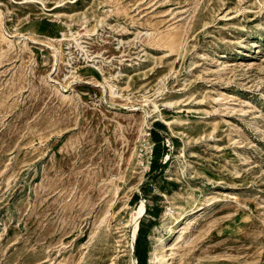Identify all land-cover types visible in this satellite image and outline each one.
<instances>
[{"label": "rangeland", "instance_id": "rangeland-1", "mask_svg": "<svg viewBox=\"0 0 264 264\" xmlns=\"http://www.w3.org/2000/svg\"><path fill=\"white\" fill-rule=\"evenodd\" d=\"M140 226L264 264V0H0V264H137Z\"/></svg>", "mask_w": 264, "mask_h": 264}, {"label": "trees", "instance_id": "trees-1", "mask_svg": "<svg viewBox=\"0 0 264 264\" xmlns=\"http://www.w3.org/2000/svg\"><path fill=\"white\" fill-rule=\"evenodd\" d=\"M152 140L155 142V146H154V158H153V161H152V169H153V166H154V162H155V159H156V155H160L161 156V160H160V165H162V158L163 156L166 154V151H168V147L165 146V141H164V137L163 135L161 134V132L153 127L152 129ZM163 142V148L162 150H158L157 147V144ZM147 236L146 234L144 233V228L142 226H140L139 228V232H138V235L136 237V241H135V255H136V259H137V264H146L147 263V254L145 252V249H146V245L147 244Z\"/></svg>", "mask_w": 264, "mask_h": 264}, {"label": "bare ground", "instance_id": "bare-ground-1", "mask_svg": "<svg viewBox=\"0 0 264 264\" xmlns=\"http://www.w3.org/2000/svg\"><path fill=\"white\" fill-rule=\"evenodd\" d=\"M143 208H141L139 211H137L136 213V215H134L133 216V223H134V235L136 236V234H137V230H138V226H139V220H140V217H141V215H142V213H143ZM165 242V241H164ZM164 247V246H163ZM166 255V254H165ZM158 258V257H157ZM164 258H166V257H164Z\"/></svg>", "mask_w": 264, "mask_h": 264}, {"label": "built area", "instance_id": "built-area-1", "mask_svg": "<svg viewBox=\"0 0 264 264\" xmlns=\"http://www.w3.org/2000/svg\"><path fill=\"white\" fill-rule=\"evenodd\" d=\"M152 129H153V127H148V131H147V136H148V138L151 140V142H152V144H151V146H150V149H151V153H152V151L154 152V146H155V142L152 140ZM153 158L154 157H152V155H151V160H150V168H151V166H152V161H153ZM137 262V261H136Z\"/></svg>", "mask_w": 264, "mask_h": 264}, {"label": "water", "instance_id": "water-1", "mask_svg": "<svg viewBox=\"0 0 264 264\" xmlns=\"http://www.w3.org/2000/svg\"><path fill=\"white\" fill-rule=\"evenodd\" d=\"M136 240V239H135ZM135 242V241H134Z\"/></svg>", "mask_w": 264, "mask_h": 264}]
</instances>
